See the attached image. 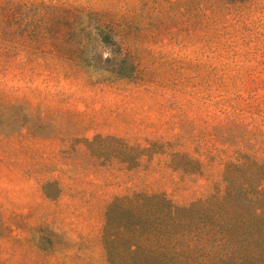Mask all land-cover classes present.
Instances as JSON below:
<instances>
[{"label":"rangeland","instance_id":"obj_1","mask_svg":"<svg viewBox=\"0 0 264 264\" xmlns=\"http://www.w3.org/2000/svg\"><path fill=\"white\" fill-rule=\"evenodd\" d=\"M232 162L264 176V0H0V264H112L116 197Z\"/></svg>","mask_w":264,"mask_h":264},{"label":"trees","instance_id":"obj_2","mask_svg":"<svg viewBox=\"0 0 264 264\" xmlns=\"http://www.w3.org/2000/svg\"><path fill=\"white\" fill-rule=\"evenodd\" d=\"M230 163L223 193L178 206L164 193L116 197L103 228L112 264H264V176Z\"/></svg>","mask_w":264,"mask_h":264}]
</instances>
